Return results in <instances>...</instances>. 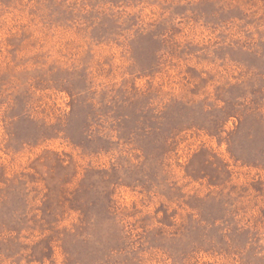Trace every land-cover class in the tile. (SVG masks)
Here are the masks:
<instances>
[{"label": "rangeland", "instance_id": "1", "mask_svg": "<svg viewBox=\"0 0 264 264\" xmlns=\"http://www.w3.org/2000/svg\"><path fill=\"white\" fill-rule=\"evenodd\" d=\"M0 264H264V0H0Z\"/></svg>", "mask_w": 264, "mask_h": 264}]
</instances>
